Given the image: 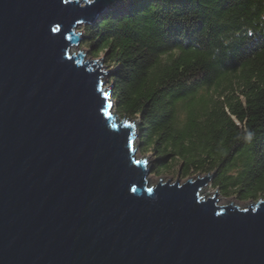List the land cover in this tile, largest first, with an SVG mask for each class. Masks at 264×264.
Segmentation results:
<instances>
[{
    "label": "water",
    "instance_id": "1",
    "mask_svg": "<svg viewBox=\"0 0 264 264\" xmlns=\"http://www.w3.org/2000/svg\"><path fill=\"white\" fill-rule=\"evenodd\" d=\"M113 1L0 0V264H264V198L150 184L102 59L70 53Z\"/></svg>",
    "mask_w": 264,
    "mask_h": 264
},
{
    "label": "trees",
    "instance_id": "2",
    "mask_svg": "<svg viewBox=\"0 0 264 264\" xmlns=\"http://www.w3.org/2000/svg\"><path fill=\"white\" fill-rule=\"evenodd\" d=\"M81 30L154 173L264 198V0H116Z\"/></svg>",
    "mask_w": 264,
    "mask_h": 264
},
{
    "label": "rangeland",
    "instance_id": "3",
    "mask_svg": "<svg viewBox=\"0 0 264 264\" xmlns=\"http://www.w3.org/2000/svg\"><path fill=\"white\" fill-rule=\"evenodd\" d=\"M79 37L81 38L79 40L78 43L74 44L71 48H70V53L72 52H78V51H82L84 53L83 55V60L86 61V60H91V59H95L96 61L102 59V56L100 57H92L88 54V51L84 48V47H80V42L82 40V30H81V26L77 27V29L75 30V33H79ZM102 67H101V70L103 71H106V67L104 66L103 64V60H102ZM103 80L105 81L104 83V88L106 90H109L110 86H109V83L107 82V74L104 75L103 77ZM111 102V106H110V113L111 114H117V112L114 110V107H113V103L112 101ZM118 118L122 119V117H120L118 114H117ZM126 120H130L131 122H133L134 126H135V138H134V148L136 149L135 151V159H144L146 157V160H147V163H146V167L149 168V172L147 174V180L150 182V184H153L155 185L160 179L162 181H166V180H170V181H174L176 180L177 178V173L175 172H162L160 174H156L153 172V165H154V159H153V156L151 154H144L142 153V147L140 145V142L138 141V130H137V123L135 120H131V119H128V118H125ZM204 175V174H203ZM197 175H192V176H188V177H185V178H181L180 177V183L184 182L186 179L188 178H194L196 177ZM202 176V175H200ZM203 177V176H202ZM204 191L201 193L203 195H212L213 193L217 192V195H216V200H217V204L218 205H225L229 202H232V205H236L238 206L239 208H243L247 205H249L251 202H254L253 200L251 199H247V200H239L237 199L235 196L233 195H230V196H224L222 195L216 188H213L212 187V184H211V180H208L205 184H204Z\"/></svg>",
    "mask_w": 264,
    "mask_h": 264
},
{
    "label": "bare ground",
    "instance_id": "4",
    "mask_svg": "<svg viewBox=\"0 0 264 264\" xmlns=\"http://www.w3.org/2000/svg\"><path fill=\"white\" fill-rule=\"evenodd\" d=\"M106 7H107V6H106ZM106 7H105V8H106ZM95 19H96V18H95ZM95 19H94V20H95ZM94 20H93V21H94ZM93 21H91L90 23H92ZM90 23H88V24H90ZM84 25H85V24H84ZM146 168H147V167H146ZM147 169H149V168H147ZM199 177H202V176H199ZM204 186H205V185H202V186L200 187V189H199L200 193H201V191H202V192L204 191V189H205ZM205 187H206V186H205Z\"/></svg>",
    "mask_w": 264,
    "mask_h": 264
}]
</instances>
